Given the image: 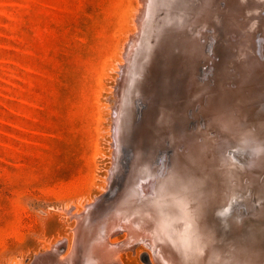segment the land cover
Here are the masks:
<instances>
[{
	"label": "bare ground",
	"instance_id": "obj_1",
	"mask_svg": "<svg viewBox=\"0 0 264 264\" xmlns=\"http://www.w3.org/2000/svg\"><path fill=\"white\" fill-rule=\"evenodd\" d=\"M140 1L107 187L34 264H264V0Z\"/></svg>",
	"mask_w": 264,
	"mask_h": 264
},
{
	"label": "rangeland",
	"instance_id": "obj_2",
	"mask_svg": "<svg viewBox=\"0 0 264 264\" xmlns=\"http://www.w3.org/2000/svg\"><path fill=\"white\" fill-rule=\"evenodd\" d=\"M140 2L0 0V264H34L61 236L71 241L66 208L104 194L119 66L145 30ZM143 246L123 263L150 264Z\"/></svg>",
	"mask_w": 264,
	"mask_h": 264
}]
</instances>
